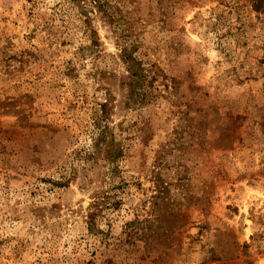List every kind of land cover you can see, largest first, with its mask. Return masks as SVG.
<instances>
[{"label": "rangeland", "instance_id": "374dc122", "mask_svg": "<svg viewBox=\"0 0 264 264\" xmlns=\"http://www.w3.org/2000/svg\"><path fill=\"white\" fill-rule=\"evenodd\" d=\"M114 1L118 27L0 0V264H264V15ZM123 47L155 77L145 100ZM109 98L112 175L87 157Z\"/></svg>", "mask_w": 264, "mask_h": 264}, {"label": "trees", "instance_id": "16d2710c", "mask_svg": "<svg viewBox=\"0 0 264 264\" xmlns=\"http://www.w3.org/2000/svg\"><path fill=\"white\" fill-rule=\"evenodd\" d=\"M72 5H76L84 21L88 25H92V21L95 15L101 14L109 22L115 23V26H119L118 12H122L120 3H115L114 0H65ZM254 9L259 12L260 15H264V0H253ZM95 32H97L94 29ZM121 57L127 65L128 74L124 83L127 85L129 95L135 100H145L148 97V88L154 83V76L151 79L148 68L144 65L142 59L138 57L135 51L123 47L121 50ZM129 96V97H130ZM110 98L102 103V114L98 116L97 124L99 125V135L95 139V149L89 152L87 155L89 162L94 159V162L99 163L103 159L107 164H110V174L116 173L118 166L116 165L119 157L123 154L124 150L121 144L116 139L110 130V123L107 121L110 112ZM99 211V210H97ZM90 226L94 224L97 216L96 211L89 213Z\"/></svg>", "mask_w": 264, "mask_h": 264}]
</instances>
